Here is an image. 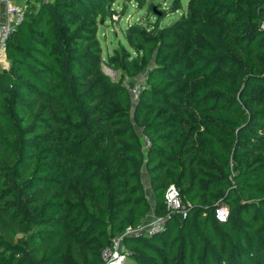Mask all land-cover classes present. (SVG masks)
I'll return each mask as SVG.
<instances>
[{"label":"trees","instance_id":"1","mask_svg":"<svg viewBox=\"0 0 264 264\" xmlns=\"http://www.w3.org/2000/svg\"><path fill=\"white\" fill-rule=\"evenodd\" d=\"M115 1L36 3L7 39L0 264H103L119 235L135 264H264V0H187L103 58ZM145 69L132 103L123 76ZM145 175L164 227L126 233L151 211Z\"/></svg>","mask_w":264,"mask_h":264},{"label":"rangeland","instance_id":"2","mask_svg":"<svg viewBox=\"0 0 264 264\" xmlns=\"http://www.w3.org/2000/svg\"><path fill=\"white\" fill-rule=\"evenodd\" d=\"M186 3L187 0H145L143 7L139 8L135 2L116 0L113 8L117 12L123 11L124 13L122 15L114 13L112 16L113 20L108 19L103 22V24L99 25L97 31L102 57L105 58L107 55L112 54L115 49L119 50L120 43L126 45L122 34L128 23L140 21L147 26L148 22H154L156 17H160L162 13L166 12V15L160 21V26L170 24L185 11ZM179 6L180 8H178ZM102 68L113 79H117L121 75L120 72L111 70L105 64H103ZM145 74L146 69L135 76H123V80L130 91L132 103H134L139 86L143 83ZM147 185L146 183L145 186ZM146 195L151 197V189H146ZM152 218L149 217L145 222H149ZM125 264H129V261L126 260Z\"/></svg>","mask_w":264,"mask_h":264},{"label":"built area","instance_id":"3","mask_svg":"<svg viewBox=\"0 0 264 264\" xmlns=\"http://www.w3.org/2000/svg\"><path fill=\"white\" fill-rule=\"evenodd\" d=\"M5 8V20L0 23V64L3 56L5 55V49L7 39L9 35L15 31L16 27L23 21L25 17V11L28 6H33L40 2H49L51 0H24L23 5L12 4L10 0H0ZM146 144L148 141L146 140ZM165 203L168 209L171 211L181 212L183 216L186 215V207L182 202L179 189L174 184H169L165 191ZM228 216V208L224 205L218 206L215 209V217L218 221H226ZM165 223L164 217L154 216L149 222L141 223L134 229H128L126 233H147L153 234L163 229ZM122 235H119L113 240L111 248H107L103 251V264H125L128 260L127 255L123 252L121 244Z\"/></svg>","mask_w":264,"mask_h":264},{"label":"crops","instance_id":"4","mask_svg":"<svg viewBox=\"0 0 264 264\" xmlns=\"http://www.w3.org/2000/svg\"><path fill=\"white\" fill-rule=\"evenodd\" d=\"M10 1H11L12 4H15V5H18V6L24 4V0H10ZM4 20H5V8H4V5H3V4L1 3V1H0V23L3 22ZM8 64H9V62H8V60L6 59V56L4 55L3 58H2V60H1L0 68H1V67H6V66H8ZM144 182H145V184H146V183L148 184V178H147L146 175H145V177H144ZM146 189H150L149 184H148L147 186H145V190H146ZM148 199H149V202H150V205H151V211L149 212L147 218H145V219L143 220V223H146L145 221H146L149 217L151 218V217H154V216H155L154 213H153V209H152V206H153V194H152V192H151V197H148ZM128 261H129V264H135V263H133V262L130 261V260H128Z\"/></svg>","mask_w":264,"mask_h":264},{"label":"water","instance_id":"5","mask_svg":"<svg viewBox=\"0 0 264 264\" xmlns=\"http://www.w3.org/2000/svg\"><path fill=\"white\" fill-rule=\"evenodd\" d=\"M101 23H102V21H101ZM108 75V74H107Z\"/></svg>","mask_w":264,"mask_h":264}]
</instances>
